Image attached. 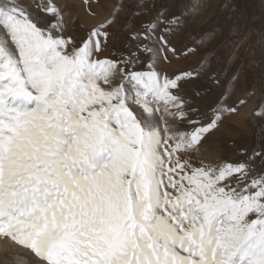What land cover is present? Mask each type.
I'll use <instances>...</instances> for the list:
<instances>
[{
	"label": "snow or ice",
	"instance_id": "1",
	"mask_svg": "<svg viewBox=\"0 0 264 264\" xmlns=\"http://www.w3.org/2000/svg\"><path fill=\"white\" fill-rule=\"evenodd\" d=\"M201 6L161 3L150 20L146 0H120L75 36L61 0H0V237L33 264H264V137L235 159L205 150L246 100L205 111L182 94L223 84L214 50L198 69L159 67L207 51L213 31L173 42ZM120 12L139 21L123 49Z\"/></svg>",
	"mask_w": 264,
	"mask_h": 264
},
{
	"label": "rangeland",
	"instance_id": "2",
	"mask_svg": "<svg viewBox=\"0 0 264 264\" xmlns=\"http://www.w3.org/2000/svg\"><path fill=\"white\" fill-rule=\"evenodd\" d=\"M100 1L103 0H90L89 9L84 0H61L65 10L71 13L68 22L71 34L83 35L92 27L112 20L120 0H106L109 5L105 0L102 3ZM161 3L171 14L179 10L183 0H146V6L151 12L148 19L155 20ZM78 12L80 14H77ZM127 17V12H120L111 26V30L118 35V49L124 48L128 34L139 24L137 21L125 27L124 21ZM191 17L188 31L181 33L173 42L176 43L186 36L195 37L200 33L213 31V39L202 45L207 51L187 59L171 58L170 63L161 62L159 67L167 74L186 68L198 69L201 61L208 59L214 50L209 68L223 73V84L206 88L205 85L209 82L206 78H201L184 85L182 94L190 97L195 92H201L206 96L201 101V107L205 111H208L209 103L216 101L236 104L242 99L246 100L239 114L226 119L214 132L212 143L205 146L206 153L211 156H228L235 159L238 150L251 148L264 137V118L254 114L264 113V0H202V6L198 11L191 13ZM80 23L84 26H80ZM116 40L117 37H113L109 41L108 51H112L113 42ZM237 73L239 79L233 82L232 78ZM0 240L6 242L5 247L0 248V264H17V258L21 264H33L34 257L28 250L9 239L0 237Z\"/></svg>",
	"mask_w": 264,
	"mask_h": 264
},
{
	"label": "bare ground",
	"instance_id": "3",
	"mask_svg": "<svg viewBox=\"0 0 264 264\" xmlns=\"http://www.w3.org/2000/svg\"><path fill=\"white\" fill-rule=\"evenodd\" d=\"M108 1V0H107ZM102 2H104V0L103 1H100V3H102ZM105 2H106V0H105ZM113 2H115V1H113ZM67 3V2H66ZM95 3V2H94ZM107 3V2H106ZM83 5V4H82ZM98 5V4H97ZM96 5V6H97ZM107 5H109L108 3H107ZM112 6V5H111ZM98 7V6H97ZM89 8V7H88ZM105 8V7H104ZM107 8H108V6H107ZM90 9V8H89ZM110 9H112V8H110ZM106 10V9H105ZM80 11H81V9H80ZM88 11V10H87ZM98 11H100V10H98ZM101 11H103V9L101 10ZM107 12L109 13V8L107 9ZM101 13V12H100ZM77 14H80L79 12L77 13ZM77 16V15H76ZM85 16V15H84ZM87 19V18H86ZM83 20V19H82ZM77 21H79V20H77ZM80 24H82V23H80ZM80 26H84L83 24L82 25H80ZM179 69V68H178ZM6 243V242H5ZM5 243L2 241V240H0V248H4L5 247ZM21 258V257H20ZM17 260H18V263L17 264H21L20 262H19V259L17 258Z\"/></svg>",
	"mask_w": 264,
	"mask_h": 264
}]
</instances>
